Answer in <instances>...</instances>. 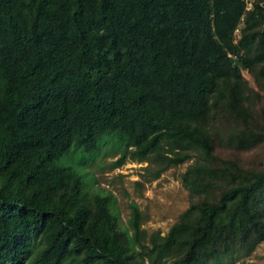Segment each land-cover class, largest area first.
<instances>
[{
    "label": "trees",
    "instance_id": "trees-1",
    "mask_svg": "<svg viewBox=\"0 0 264 264\" xmlns=\"http://www.w3.org/2000/svg\"><path fill=\"white\" fill-rule=\"evenodd\" d=\"M246 8L0 0V264H226L264 240V169L216 155L210 128L251 117L239 64L264 76V5ZM107 154L158 163L154 177L197 158L182 176L195 201L166 236L144 244L136 204L119 228L116 198L89 190Z\"/></svg>",
    "mask_w": 264,
    "mask_h": 264
},
{
    "label": "rangeland",
    "instance_id": "rangeland-1",
    "mask_svg": "<svg viewBox=\"0 0 264 264\" xmlns=\"http://www.w3.org/2000/svg\"><path fill=\"white\" fill-rule=\"evenodd\" d=\"M244 1L249 9L253 1L264 5V0ZM240 31L241 26L238 27V32L234 31L235 44H238ZM239 69L247 88L244 105L249 109L251 117L247 121L234 120L228 110L218 112L220 117L214 119L210 125L217 140L215 153L222 159L237 161L244 169L261 171L264 169V76L259 65L250 69L239 64ZM232 131L236 134L247 133L248 138L240 148L237 143L228 145ZM118 157L119 155L114 157L107 154L94 161L88 168L93 178L89 190L93 194L97 191L110 193L116 198L119 228H128L132 204H136L144 244H147L154 233L166 236L179 216L195 201L183 185L182 176L197 158L193 156L191 160L171 166L158 177H154L160 164L139 163L127 159L122 166L112 169V164ZM101 162L102 168L99 166ZM129 230L131 233L132 230ZM226 261V264H264V240L253 245L251 250L248 247L241 249Z\"/></svg>",
    "mask_w": 264,
    "mask_h": 264
},
{
    "label": "built area",
    "instance_id": "built-area-1",
    "mask_svg": "<svg viewBox=\"0 0 264 264\" xmlns=\"http://www.w3.org/2000/svg\"><path fill=\"white\" fill-rule=\"evenodd\" d=\"M246 9L249 10V7H247ZM235 32H238V28L235 30Z\"/></svg>",
    "mask_w": 264,
    "mask_h": 264
}]
</instances>
